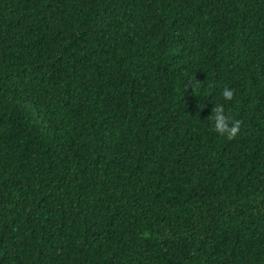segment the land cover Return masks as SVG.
Returning <instances> with one entry per match:
<instances>
[{
    "label": "trees",
    "instance_id": "trees-1",
    "mask_svg": "<svg viewBox=\"0 0 264 264\" xmlns=\"http://www.w3.org/2000/svg\"><path fill=\"white\" fill-rule=\"evenodd\" d=\"M0 264H264V0H0Z\"/></svg>",
    "mask_w": 264,
    "mask_h": 264
},
{
    "label": "clouds",
    "instance_id": "clouds-1",
    "mask_svg": "<svg viewBox=\"0 0 264 264\" xmlns=\"http://www.w3.org/2000/svg\"><path fill=\"white\" fill-rule=\"evenodd\" d=\"M192 88L195 92V87ZM224 101H232L235 96V90L229 87H224L221 93ZM204 107L200 105L202 109ZM214 122V130L227 140H234L241 132L243 121L233 119L230 114L225 113V107L221 103H216L212 109V114L209 116Z\"/></svg>",
    "mask_w": 264,
    "mask_h": 264
}]
</instances>
